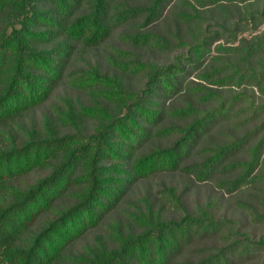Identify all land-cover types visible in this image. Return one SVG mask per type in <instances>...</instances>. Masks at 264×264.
I'll list each match as a JSON object with an SVG mask.
<instances>
[{"label": "trees", "instance_id": "obj_1", "mask_svg": "<svg viewBox=\"0 0 264 264\" xmlns=\"http://www.w3.org/2000/svg\"><path fill=\"white\" fill-rule=\"evenodd\" d=\"M263 27L264 0H0V264H264L220 210L264 223Z\"/></svg>", "mask_w": 264, "mask_h": 264}, {"label": "rangeland", "instance_id": "obj_2", "mask_svg": "<svg viewBox=\"0 0 264 264\" xmlns=\"http://www.w3.org/2000/svg\"><path fill=\"white\" fill-rule=\"evenodd\" d=\"M263 29H264V27H263ZM123 31L124 30L121 29V28L117 29L113 33L112 37L109 38L107 43L105 45H103L98 50L100 58L101 57L105 58L106 49H108V47L111 46V45H115L118 48H121V49H124V50H131L132 51V48L130 46H128V43H125L124 40L120 39L121 33ZM174 55L175 54H173V56ZM88 56H91L92 60L94 59V54L93 53H90ZM173 56H172V58H173ZM147 59H149V60L150 59H154L155 61H157L159 63H164V62H168V61L171 60L170 57H167L166 55H161V54L150 55V57L147 58ZM131 83L132 84L135 83V85H137V80H134V81L131 80ZM65 94H71V96H75V97L77 95H79L78 92L71 90L68 85L63 84L62 86H60L58 88V90L54 94V97H52V99L47 104H45L40 109L36 110L35 112H33V113H31L30 115L27 116V118H26L27 123H41L42 119H43V115L49 113L50 112L49 110L52 109L53 104L59 103L60 100H61L60 97L64 96ZM39 176H40V174L30 175V176L18 181L17 184L27 185V184L33 183L34 180L37 179ZM220 193L221 192L217 188H214V186L210 184L208 186L203 187L198 192L195 191L194 194H192L191 201L192 202H194L195 200L196 201H203L209 195L215 196L217 194L220 195ZM226 199H229V198H226ZM236 201H237L236 199H235V201L233 199L230 202L227 201V202L222 203L220 205V210L223 212V214L226 213V214H228L231 217L240 219L241 221L247 223L246 230L248 232L252 233L253 235H255L256 237H261V236L264 237V223L250 222V220H246L245 218L241 217L239 215V213L236 212L237 209L239 208L237 203H236ZM97 233H98V231L95 232L92 236H90V240L93 239V237ZM82 244L83 243H81L80 245H82Z\"/></svg>", "mask_w": 264, "mask_h": 264}]
</instances>
